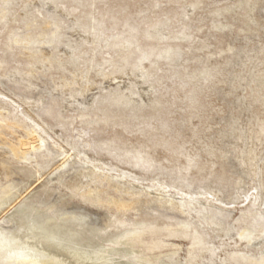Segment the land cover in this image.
<instances>
[{
	"label": "rangeland",
	"instance_id": "374dc122",
	"mask_svg": "<svg viewBox=\"0 0 264 264\" xmlns=\"http://www.w3.org/2000/svg\"><path fill=\"white\" fill-rule=\"evenodd\" d=\"M0 264H264V0H0Z\"/></svg>",
	"mask_w": 264,
	"mask_h": 264
}]
</instances>
